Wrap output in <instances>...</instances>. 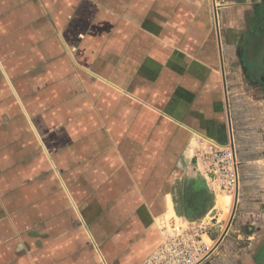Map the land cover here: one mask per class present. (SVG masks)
<instances>
[{"label": "crops", "instance_id": "0c3cea01", "mask_svg": "<svg viewBox=\"0 0 264 264\" xmlns=\"http://www.w3.org/2000/svg\"><path fill=\"white\" fill-rule=\"evenodd\" d=\"M235 2L264 0H0V264H140L193 220L216 242L206 264H264ZM229 140L228 221L197 155Z\"/></svg>", "mask_w": 264, "mask_h": 264}, {"label": "built area", "instance_id": "2783aa9c", "mask_svg": "<svg viewBox=\"0 0 264 264\" xmlns=\"http://www.w3.org/2000/svg\"><path fill=\"white\" fill-rule=\"evenodd\" d=\"M197 166L215 191L236 194L239 187V160L233 140L209 142L197 155ZM208 225L188 221L179 225L140 264H206L216 244L210 242Z\"/></svg>", "mask_w": 264, "mask_h": 264}, {"label": "rangeland", "instance_id": "374dc122", "mask_svg": "<svg viewBox=\"0 0 264 264\" xmlns=\"http://www.w3.org/2000/svg\"><path fill=\"white\" fill-rule=\"evenodd\" d=\"M251 6V4L249 5ZM241 4L238 2H235L233 5V15H234V39L236 41V44L238 40L241 38L243 39L245 36L251 32L253 28V25L257 24L258 18H260V15L262 13V8L264 7V3H260L258 7L255 5L253 8L248 7L243 9L242 11ZM253 9L252 11H250ZM250 11L249 14L250 18H247L246 14ZM238 26V27H236ZM238 56V55H237ZM242 61L240 58H235L234 63L232 66V75L231 78L233 79V92H232V97H233V102L235 105H237V109L239 112V117L249 120V123L246 124L247 131H249V139L250 142L253 143L252 147H259V150H263L264 152V92L261 90V88L252 81V78L245 72L242 68ZM244 126V125H243ZM242 126V127H243ZM261 133L263 136L262 138L260 137V142L261 144L259 145L258 143L259 140L256 139L255 136H253V133ZM263 157V156H262ZM264 167V162L260 163ZM219 192V191H218ZM226 195L223 197L222 204L226 208V212L229 215V209L226 207V204L224 202V199L226 196L230 195L228 193H225ZM236 196V195H235ZM234 196V203L233 207L231 209L230 217H228V221L231 219L234 207H235V199L236 197ZM227 221V220H226ZM227 221V222H228ZM264 223V221H262ZM261 222V223H262ZM211 242V241H210ZM216 244V242H215ZM263 259V258H262ZM261 259V261H262ZM264 261V259H263Z\"/></svg>", "mask_w": 264, "mask_h": 264}, {"label": "flooded vegetation", "instance_id": "af4514ba", "mask_svg": "<svg viewBox=\"0 0 264 264\" xmlns=\"http://www.w3.org/2000/svg\"><path fill=\"white\" fill-rule=\"evenodd\" d=\"M254 30L244 37V46L238 53L242 68L252 78L255 85L264 92V7Z\"/></svg>", "mask_w": 264, "mask_h": 264}, {"label": "bare ground", "instance_id": "6f19581e", "mask_svg": "<svg viewBox=\"0 0 264 264\" xmlns=\"http://www.w3.org/2000/svg\"><path fill=\"white\" fill-rule=\"evenodd\" d=\"M216 8V7H215ZM220 192H224V193H228V192H225V191H220ZM230 195L226 196L225 199H224V202L226 204V207L229 209V214L231 213V209L233 207V201H234V193H228Z\"/></svg>", "mask_w": 264, "mask_h": 264}, {"label": "water", "instance_id": "95a60500", "mask_svg": "<svg viewBox=\"0 0 264 264\" xmlns=\"http://www.w3.org/2000/svg\"><path fill=\"white\" fill-rule=\"evenodd\" d=\"M238 193H239V187H238V189L236 191V196H238ZM235 208H236V206H235Z\"/></svg>", "mask_w": 264, "mask_h": 264}]
</instances>
